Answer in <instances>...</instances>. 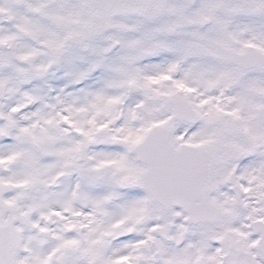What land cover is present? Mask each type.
<instances>
[{"label": "snow or ice", "instance_id": "obj_1", "mask_svg": "<svg viewBox=\"0 0 264 264\" xmlns=\"http://www.w3.org/2000/svg\"><path fill=\"white\" fill-rule=\"evenodd\" d=\"M0 264H264V0H0Z\"/></svg>", "mask_w": 264, "mask_h": 264}]
</instances>
